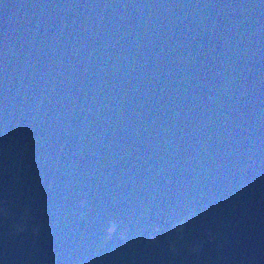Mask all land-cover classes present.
<instances>
[{
    "label": "water",
    "instance_id": "water-1",
    "mask_svg": "<svg viewBox=\"0 0 264 264\" xmlns=\"http://www.w3.org/2000/svg\"><path fill=\"white\" fill-rule=\"evenodd\" d=\"M0 264H264V0H0Z\"/></svg>",
    "mask_w": 264,
    "mask_h": 264
}]
</instances>
